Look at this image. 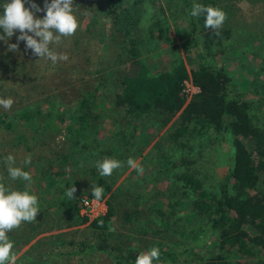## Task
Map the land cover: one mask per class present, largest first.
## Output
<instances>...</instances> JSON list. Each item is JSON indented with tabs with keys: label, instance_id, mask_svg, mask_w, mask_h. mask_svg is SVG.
<instances>
[{
	"label": "rangeland",
	"instance_id": "1",
	"mask_svg": "<svg viewBox=\"0 0 264 264\" xmlns=\"http://www.w3.org/2000/svg\"><path fill=\"white\" fill-rule=\"evenodd\" d=\"M117 1L129 4L133 0ZM175 1L155 0V4L148 3L151 14L148 8L145 12L147 18L154 12L163 17L161 8L159 10L163 5L175 28L168 41L164 40L167 34L159 40L163 55L148 60L149 65L159 70L171 69L180 55L186 62L205 56L193 48L191 59L183 50V43L185 47L190 45L185 32L190 30L193 35L188 22L189 0H178L185 14L173 17L171 9L175 10L172 5ZM33 2L41 8L45 4V0H25V7ZM215 2L226 14L222 27L229 34L221 44L212 47L210 59L228 72L235 97L264 129V0ZM109 7V0H74V15L79 22L76 33L62 37L58 45H50L57 54L67 55L66 61L53 64L47 58L34 56L25 48V42L18 41L19 31L8 41V44L18 43V51L9 52L8 44L0 40V99L14 101L10 110L0 106V115L13 124L10 128L0 125V182L14 190H28L36 195L40 209L35 222H24L7 234L14 243L17 264H119L113 247L126 252H147L153 247L173 249L175 257H165L161 264H222L216 258L219 243L211 239V232H204L210 223L195 216L198 195L177 181L179 174L174 166L179 164L181 157L189 155L191 149H205L203 157L194 162L202 168L200 177L208 192L218 197L227 183L232 164L227 140L212 128L202 131L207 132V136L195 132L196 137L182 136L175 140V128L171 123L164 124L165 112L155 111L146 117L131 116L118 106L116 93L127 72L128 45L111 16H106ZM44 15L46 12L35 13L36 18ZM145 26H149V22ZM177 39L181 45L179 50L174 48ZM95 89L99 92L93 112L101 117L91 125L99 129L98 139L105 141L109 137V142L114 145L121 142L124 148V159H117L123 166L104 178L99 172L94 175L88 171L96 165L101 142L89 141L94 156H70L67 138L66 125L78 123L69 115L77 110L83 96ZM29 106L40 107L41 113H35L31 120H18L16 114ZM118 129H123L124 135ZM123 141L130 142L124 144ZM132 150L138 155L134 159L144 168L143 174L127 165ZM9 154L15 157V166L30 172V188L26 189L25 181L9 179L4 162ZM29 156L31 163L23 164ZM102 158V161L112 159L108 155ZM119 174L116 185L111 188V182ZM260 180L264 191L263 170ZM73 184L77 189L75 198L68 199L66 189ZM92 184L104 188L102 199L107 203V212L111 206L113 208L105 248H101L98 232L82 213L81 199L92 194ZM259 200L264 203V196ZM112 228L115 230L111 231ZM192 231L199 237L189 238L190 248L183 251L185 245L180 243L183 232ZM239 259L244 264H260L264 262V252L258 257Z\"/></svg>",
	"mask_w": 264,
	"mask_h": 264
},
{
	"label": "trees",
	"instance_id": "2",
	"mask_svg": "<svg viewBox=\"0 0 264 264\" xmlns=\"http://www.w3.org/2000/svg\"><path fill=\"white\" fill-rule=\"evenodd\" d=\"M5 2L6 0H0V5ZM109 2L110 7L106 11V16H111L115 28L127 42L126 54L129 57L126 75L118 87L120 91L116 93V103L131 116L146 117L147 114L155 111L165 112L167 119L164 124L171 123L170 126L175 128V140L182 136L196 137L208 128H212L215 133L222 134L226 138L232 164L227 173V183L222 187L220 196L216 197L215 194L208 192L200 177L202 168L194 162L198 157H203L205 149H191L189 155L181 157L179 164L174 166L179 174L177 181L197 193L198 199L195 205L198 212L195 216L210 223L204 232H211V239L219 243V253L216 257L219 262L244 264L239 258L258 257L264 252V203L259 200L264 196L260 180V171H264V129L257 124L256 117L250 114L235 97L232 91V78L228 72L210 59L212 47L221 44L229 31L221 27L217 34V30L205 28L204 15L199 18L189 15L195 4L193 0H189L188 22L193 28V35H190V30L185 32L190 38V45L185 47L183 43V50L185 49L186 55L191 59L193 48L199 49V52L205 53V56L186 62L180 55V59L172 63L171 69L159 70L149 65L148 60L163 55L162 49L159 50L162 41L159 40L162 39V35L167 34L164 40L168 41L170 33L173 32L174 24H170L169 18L165 17L166 8L162 5L159 7L164 14L163 17L154 12L151 18H147L146 5L155 4V0H133L129 4L117 0H109ZM197 3L217 8L215 0H198ZM172 5L175 6V10L171 9L173 17L185 14V8L178 0ZM2 12L3 8L0 7V13ZM146 22H149L147 27ZM174 48L179 50L181 45L175 44ZM185 78L191 79L202 89L201 93L190 101H187L182 92V81ZM98 92L99 90L95 89L84 95L77 110L69 115L71 120H78V125L76 123L66 125L69 133L67 137L69 154L70 156L93 155L94 151L89 141L95 140L102 145L100 154L95 157V164L97 161H102L103 155L122 160L124 159L122 143L118 142L114 145L109 142L111 141L109 137L105 141L98 139L100 131L91 125L93 120L96 122V119L101 117L93 112ZM39 109L40 107L35 109L29 106L21 109L16 116L18 120H31L35 113H41ZM0 125L9 128L13 126L3 115H0ZM118 132H123L124 135L123 129H118ZM201 135L207 136V132H202ZM128 142L130 141H123L124 144ZM131 157L133 159L138 157L134 150ZM88 171L98 175L96 165ZM120 174L123 175L124 172ZM120 174L111 182V188L116 185ZM110 187L108 189H111ZM112 216L111 206L106 214L91 221V226L100 237L101 248L106 247ZM198 237L199 235L196 236L194 231L183 232V239L180 242L181 246L185 245L183 251L190 248L189 238L195 240ZM113 248L119 264H135L137 256L141 253L126 252L120 247ZM175 255L176 252L171 248L162 249L159 261H154L153 264H161L165 257H175ZM260 264L264 262L261 261Z\"/></svg>",
	"mask_w": 264,
	"mask_h": 264
},
{
	"label": "clouds",
	"instance_id": "3",
	"mask_svg": "<svg viewBox=\"0 0 264 264\" xmlns=\"http://www.w3.org/2000/svg\"><path fill=\"white\" fill-rule=\"evenodd\" d=\"M73 2L74 0H51L49 3L45 0L44 7L41 8L34 2L30 7H25V0H6L0 5L3 8V12L0 13V29H3L0 33V40L8 44L13 35L19 31L18 41L25 42V48L31 50L34 56H38L39 59L47 58L53 64L61 60L66 61L67 55L57 54L50 48V45H58L62 37H71L76 33L79 22L74 15ZM146 7L151 14V7L148 5ZM36 12H46V15L43 18H36ZM189 15L195 18L204 15V27L217 30V34L226 20V14L222 10L200 3L193 4ZM18 50V43L8 44L9 52ZM13 103L11 98L0 99V106L6 110H10ZM4 162L9 179L25 181L27 182L26 189L30 188L32 183L30 172L23 170V167L15 166L16 160L11 154L4 157ZM22 163L30 164L31 156ZM127 165L130 169L136 170L138 174H143L144 168L135 159L130 157ZM122 166V162L115 159H104L96 163V168L103 178L111 176L114 170ZM76 191L75 184H73L71 188L66 189L65 195L68 199H73ZM91 193L95 201H100L104 188L92 184ZM39 211L36 195L30 194L28 190H14L0 182V264H17V255L13 252L14 243L10 241L7 234L18 229L24 222H35ZM159 259L160 250L158 247H153L147 252H141L135 264H153Z\"/></svg>",
	"mask_w": 264,
	"mask_h": 264
},
{
	"label": "built area",
	"instance_id": "4",
	"mask_svg": "<svg viewBox=\"0 0 264 264\" xmlns=\"http://www.w3.org/2000/svg\"><path fill=\"white\" fill-rule=\"evenodd\" d=\"M201 91V87L195 84L191 79L185 78L182 81V92L187 101L199 95ZM81 203L82 213L88 217L90 221L106 214L108 209L105 200L101 199L100 201H95L94 197L90 195H84L81 199Z\"/></svg>",
	"mask_w": 264,
	"mask_h": 264
},
{
	"label": "crops",
	"instance_id": "5",
	"mask_svg": "<svg viewBox=\"0 0 264 264\" xmlns=\"http://www.w3.org/2000/svg\"><path fill=\"white\" fill-rule=\"evenodd\" d=\"M162 6H163V5H162ZM165 17L169 18L167 12H166V16H165ZM168 21H169L170 24H172L171 21H170V19H169ZM173 32H175V28H173ZM175 44L180 46V41H179V39H177V41L175 42ZM166 52H169V51L167 50ZM168 70H169V69H168Z\"/></svg>",
	"mask_w": 264,
	"mask_h": 264
}]
</instances>
